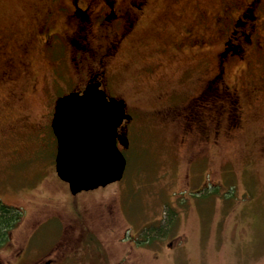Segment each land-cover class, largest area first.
I'll list each match as a JSON object with an SVG mask.
<instances>
[{
    "label": "rangeland",
    "instance_id": "rangeland-1",
    "mask_svg": "<svg viewBox=\"0 0 264 264\" xmlns=\"http://www.w3.org/2000/svg\"><path fill=\"white\" fill-rule=\"evenodd\" d=\"M51 2L0 0V198L24 213L0 264H264V49L224 74L242 105L236 128L192 159L176 135L181 103L218 62L224 9L242 1L150 0L117 67L133 116L124 176L76 196L48 119L37 130L53 79L41 26L66 23Z\"/></svg>",
    "mask_w": 264,
    "mask_h": 264
},
{
    "label": "flooded vegetation",
    "instance_id": "flooded-vegetation-1",
    "mask_svg": "<svg viewBox=\"0 0 264 264\" xmlns=\"http://www.w3.org/2000/svg\"><path fill=\"white\" fill-rule=\"evenodd\" d=\"M237 1H242V5L228 4L220 19L224 38L218 50V62L208 77L195 79L199 86L198 92L181 103L185 110H181L177 117L182 123L176 135H179L181 143H188L191 149L190 159L209 154L208 143L217 140L214 137L219 135L224 125L230 129L239 125L242 105L238 88L228 83L224 74L234 58L244 61L254 51L262 52L264 49V0ZM149 2L150 0H52L56 11L64 15L66 23L58 28H52L47 23L41 26L44 45L53 61V79L49 80L50 87L43 97L47 106L42 114V121L37 123V130L48 119L56 137L53 121L59 99L71 92L83 94L89 85L103 90L108 98H123L127 102L120 90L117 67L121 62L123 49L138 28ZM63 77L70 82L67 89L58 85ZM57 88L63 91L57 93ZM218 96L221 100L217 102ZM153 111L162 113L160 108ZM132 119L124 120L119 132H125L127 123ZM118 144L122 148L119 142ZM134 246L129 245V251L132 250L133 254ZM163 246L173 248L174 242L168 241ZM141 247L144 246L139 245L138 248ZM128 257L119 264H126ZM22 262L27 263L25 260Z\"/></svg>",
    "mask_w": 264,
    "mask_h": 264
},
{
    "label": "water",
    "instance_id": "water-1",
    "mask_svg": "<svg viewBox=\"0 0 264 264\" xmlns=\"http://www.w3.org/2000/svg\"><path fill=\"white\" fill-rule=\"evenodd\" d=\"M131 118L123 98H108L93 85L83 94L71 92L59 99L53 121L56 171L72 194L123 178L127 158L118 142L128 147L130 141L119 127Z\"/></svg>",
    "mask_w": 264,
    "mask_h": 264
},
{
    "label": "trees",
    "instance_id": "trees-1",
    "mask_svg": "<svg viewBox=\"0 0 264 264\" xmlns=\"http://www.w3.org/2000/svg\"><path fill=\"white\" fill-rule=\"evenodd\" d=\"M23 214L20 206L8 204L0 198V248L9 242L11 232L20 223Z\"/></svg>",
    "mask_w": 264,
    "mask_h": 264
}]
</instances>
